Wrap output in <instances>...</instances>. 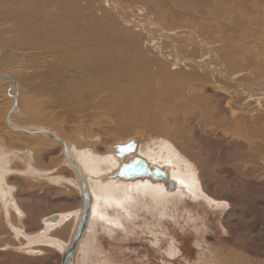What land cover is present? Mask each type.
<instances>
[{"label":"rangeland","instance_id":"rangeland-1","mask_svg":"<svg viewBox=\"0 0 264 264\" xmlns=\"http://www.w3.org/2000/svg\"><path fill=\"white\" fill-rule=\"evenodd\" d=\"M71 1L75 2L76 6H83L85 12H95L93 9L101 8L103 14L112 19L108 20L112 25L118 24L116 9L126 19L136 18L144 25V28H140L138 33L143 38L148 36L147 38L156 40L162 45L163 51H167L173 47V44L161 39V31L158 27L149 25L151 19L154 21L157 19L156 21L161 23L167 32L172 33L170 34L174 37L173 39H177L176 44H181V47L184 46L188 53L193 52V48H196L194 50L195 56L202 57L205 63L223 67L228 71V77L244 81L243 84L230 83L229 90H218L217 85L212 86L216 88L217 94L214 93V96L218 98L217 103L224 106L223 111L228 116L231 110L236 113V109L244 103L246 96H248L247 93H250L249 89L245 87L246 84L250 83L255 87V90L264 92V74L255 70L257 63L255 58L243 61L244 64L241 63L240 65L233 63L231 56L235 50V45L230 37L225 38L227 41L229 39L228 43L223 41L225 32H221L219 24L225 23L226 19L221 18L220 13L216 16L217 19L202 18L197 9H193L190 4L188 6L184 0H114L117 5L116 9L110 7L111 5H108L106 0ZM42 2V9L51 12V3ZM33 3L30 0H0V75L9 73L18 77L20 87L19 110L12 115L14 116L12 117L13 120L20 125L32 124L52 129L77 149L91 148V150H95L93 152L98 156L109 157L116 162L117 159L113 153H110L109 148L131 138H136L139 143L137 152L127 156L124 161L131 160L135 155L149 159L148 154L141 152V148L144 146L145 150L151 149L156 141L149 144V139L140 130H134L133 133L129 132L131 134L126 133L121 136L120 130L114 126L115 122L110 123L108 120L112 112L109 107L105 115L96 118L92 116L88 108L80 111V108L83 107H69L61 101H57V96H62L60 89L53 82L45 81L41 76L46 72L44 68L47 62L55 63L56 61L51 48L43 46L39 50L26 49L25 45L19 42L17 38L18 32L22 30L19 29L17 32L9 20L17 18L8 13L14 11V8L19 5L31 12L37 11L36 4L31 5ZM94 14L100 13L95 12ZM9 39L11 42L6 45L5 42H8ZM189 41L194 45L193 48L188 43ZM252 47H255V44ZM6 50H9L12 56L14 55L13 60H10L9 63H4ZM262 51L257 49V52L253 54L259 57L264 53ZM215 53L220 56L217 57ZM35 55L36 58H33ZM28 56L29 58H27ZM253 63L255 64L252 66ZM59 66L62 77L70 78L71 75L67 67L64 64ZM180 70L187 71L188 69L181 66L177 71ZM206 72L209 73L207 69ZM204 77L208 78V75H204ZM196 80L202 84L200 78H196ZM206 81L210 84L208 80ZM13 86L14 83L9 80L0 82V153L6 148H19L22 150L20 153L25 151L27 156L36 157L32 161H28L34 163L33 167L35 165L37 168L42 167L44 169L46 166L51 171H39L38 175L30 176L28 171L26 173L24 171L27 164L22 165L19 162L21 159H16L17 164L14 171L10 172L9 178L7 177L9 181H6L7 184L17 186L12 197L18 201L20 207H23L21 209L24 210V215L21 213V217L17 214L15 207L12 206L13 203L7 201L4 204L5 211L0 210V220L4 224V234L0 235V259L4 264H61L62 255L70 244L76 227V210L78 208L81 210L82 207V194L76 181L78 178L75 170L69 164V159L63 152V145L57 144L43 134L31 135L32 133H22L8 127L5 117L13 106L14 101L9 94ZM210 92L213 91L210 90ZM241 96L244 99H241ZM177 103L179 106H176V111L174 109V112H171V117H180L182 123L181 125L179 122L180 129H184L187 137H191V141H195V145L192 146L193 151L197 154L200 149L204 151L202 154L199 153L201 154L199 155L201 156L200 162L206 165L208 162L209 166L217 168V171L214 172L215 179L213 177L212 180L209 177V173L212 171L201 170V163L197 157H191L182 150L180 146L184 143L181 144L180 140H171L173 146L177 145L174 148H177L182 157L184 167L187 166L185 169L194 170L192 172L187 170V173H194L195 179L198 180H196L197 193L193 197L194 199L188 198L184 193L182 195L180 193L182 191L178 189L177 185L174 189L169 190L162 182L167 189V196L156 197L155 199L153 195L149 196V193L144 194L137 191L139 199L137 196L131 200L123 201L124 207L116 201H111L114 204L100 205V213H96L98 217L93 223L92 230L85 236L78 252L76 264H231L234 261L237 264H264V161L252 154L249 160L244 159V155L239 154L242 149L239 148L237 153H233L228 148L231 146L230 143L234 136H236L234 137L235 142L241 141L240 143H242L243 139L239 134L236 135L235 133L234 135V132L230 133L231 136L226 135L227 138L223 127H215L214 124L222 119L223 111H214L215 115H213L196 107L187 110L183 101ZM227 104L229 107L225 106ZM37 110L43 113L40 119L36 118ZM77 110L80 112L78 113ZM219 112L221 113L220 116ZM201 114L206 116L208 122L199 121ZM175 115L178 116L175 117ZM210 115H213L214 118L211 119ZM87 116L90 117L88 122L85 121L88 119ZM80 121L83 124H80ZM182 121H186V123L184 122L185 128L190 126L194 134H189L185 130ZM174 125H176L175 122L171 127L176 128ZM211 126L213 127L211 128ZM90 129L91 131H89ZM108 134L110 137L103 140L102 137ZM30 138L35 141V144ZM158 138L162 137L155 136L153 139ZM252 148L255 147L252 146ZM255 150L251 152L256 153ZM36 153L38 154L35 155ZM44 162L45 164H43ZM241 162L242 164L249 162L248 166L252 165L253 168L256 166V169L254 168L256 171L245 170L248 167H244L241 171L240 167L243 168ZM156 163L152 161L151 164ZM119 165L120 160L110 171L88 176L96 181H103V184L107 185L110 181L116 180L110 175L117 171ZM163 166L172 168L167 163H164ZM251 167L249 166V168ZM168 172L171 174V170ZM53 176H55L54 179ZM27 177L29 178L26 179ZM11 180L15 181L11 182ZM146 180L141 181V183ZM122 182L117 184L123 186L124 183L134 181ZM135 182L140 183V181ZM156 183L158 184V182ZM31 184L34 185L31 186ZM17 189L18 192L15 193ZM19 189L21 190L19 191ZM98 202L94 196L92 205L95 207L94 204ZM73 210L74 214L57 224L47 225L43 221V218L48 215L58 212L66 215ZM13 227H15L14 231ZM221 259L223 262H220Z\"/></svg>","mask_w":264,"mask_h":264},{"label":"bare ground","instance_id":"bare-ground-1","mask_svg":"<svg viewBox=\"0 0 264 264\" xmlns=\"http://www.w3.org/2000/svg\"><path fill=\"white\" fill-rule=\"evenodd\" d=\"M30 1L34 2L31 5L36 4V9H38L37 11L31 12L27 9H23V7L19 5L14 8V11L8 13L9 15L13 14L10 16H16L17 18L9 20L11 21L14 29L17 32L19 29L22 30L21 32H18L17 38L19 42L25 45L24 47L26 49L29 48L32 50H39L43 46L51 48V52L55 55L54 60L56 61L55 63H51L50 61L47 62L44 68V70L46 69V72L41 76H43L45 81L53 82V84L60 89L62 96H57V101L59 100L69 107H83L80 108V111L81 109L83 110L84 108H88L92 116H95L96 118L101 115H105L108 110L107 108L109 107L112 112H109L110 115L107 114L110 116L108 117V120L110 121V123L115 122L114 126H116L117 129L120 130V135L124 136L123 134L132 132L134 130H140V132H142L149 139V144L156 141L151 149L148 148L147 150H145V147L143 146L141 148L140 145L141 152L143 154H148L147 156L149 157V159L147 160L150 165H157L158 167L166 169L168 178L176 179L178 183L177 187L180 191H182L180 192L178 190V192L182 193V195L183 193L185 194V191H189L196 195L197 179H195L193 175L194 173H191L194 170L187 169L188 172L189 170L191 171V174L187 173V170L185 169V167L187 166L184 167V164L182 163V157L180 156L177 148H174L177 145L173 146L171 144V140H180L181 144L184 143L185 145L182 144L181 146L179 143L177 144L182 148L183 151L191 155V157H197L199 162L201 158V156L199 155L202 154L203 150L201 151L200 149L198 151L201 154H197L195 153V151H193L192 146L195 145V141H191V137H187L184 129H180V117H177L178 115H175V117L177 118H172L171 112L174 109L176 111V106H179L177 102L183 101L184 106L187 110H191V108L196 107L199 110H204L215 115L214 111H223L224 106H221L220 103H217L218 98L217 96H214V93H216V88H213L212 86L217 85L216 87H219L218 90H229V87L231 85L230 83L243 84L244 81L228 77V71L223 67H217L213 64L205 63L202 57L195 56L194 50L196 48H193L194 45L191 41H189L188 43L193 48V52L188 53L185 50L184 46L181 47V44H176L177 39L174 40V37H172L171 35L172 33L170 32V34L169 32H167L165 28L161 26L162 24L156 21L157 19H155V21L151 19L149 21V25L154 27L156 26V28L158 27V29L161 31V39H165L169 41V43L171 42L173 44V47L169 48L167 51H163L164 49L159 42L147 38V35L146 38H143L140 33H138L140 28H144V25H142L141 22L136 18H124L121 15L120 11L116 9L117 5L114 0H106V2L108 5H111L110 7H114L117 11L118 24L116 25L110 24L108 20L112 19H110L108 15H104L100 10L101 8L93 9V11L100 13L94 14L95 12L91 11V13L89 11L85 12L83 6H76L75 2L71 0ZM42 1H48L51 3V12H46V10L42 9ZM184 1H186V4L188 6L190 4L193 9L196 8L197 11L201 14L200 17L202 18H208L210 20L212 18L217 19L216 16L220 13L221 18L223 17L224 19H226L225 23L221 22L219 24L221 32H225L223 41L228 43L229 39L227 41L225 38L230 37L233 44L235 45V50H233V55L231 56L233 63L240 65L241 63H243V61L245 62L250 60L251 58H255L257 62L255 70L264 74V53L262 55L259 54V57L258 55L253 54L257 52V49L264 51V49H261L264 48V0ZM9 40L8 42H5L6 45L10 44L11 40ZM155 43L158 44L154 45ZM253 44H255V47H252ZM215 54L217 55V57L220 56L217 53ZM13 56L9 50H6V52H4V63H9L10 60L12 61ZM29 56L31 57V54ZM29 56L27 58H29ZM33 58H36V55ZM61 64H64V66L67 67L71 75L70 78H67V76L62 77L59 66ZM254 64L255 63H253L252 66ZM181 66L186 67V69L188 70L177 71V69ZM206 69L209 73L206 72ZM204 75H208V78H204L208 80L210 84L207 83V81L203 78ZM15 78L17 80V84H14V86L9 91V94L11 95L13 101L15 95H18L20 99L19 79L16 76ZM196 78H200L202 84L200 83V81L196 80ZM4 80H9L12 83H15V80L12 76L6 77ZM245 87L249 89L250 93L246 92L248 96H246L244 103L240 105V109H236V113L231 110L229 116L226 114V112L223 111L222 119L219 118L220 120L214 125L216 128L223 127L225 136H231V132H234V135L235 133L236 135H241L243 140H240L243 141V144L240 143L241 141L239 143L238 141H236L237 143L234 141V137L236 136L232 138L233 141L231 140L233 143L231 141V143L229 142L231 146L228 145L230 146L228 148L231 149L233 153H235L240 148L242 150H239L240 152H238L239 154L242 153L244 155V159L247 158L249 160L250 155L252 154L264 161V92L262 90H255V87L250 83L246 84ZM210 90L213 92H210ZM242 96L241 99L245 97ZM225 106H228V104ZM80 111H78V113ZM89 111L87 110V112ZM168 112H170V114H168ZM36 114V118L40 119L41 114L43 113L42 111L37 110ZM202 114L200 115L199 121L202 123H205L206 121L208 122L206 116ZM220 114L221 113L219 112V116ZM213 115H210L211 119L214 118ZM12 117L11 120L13 121V123L18 125ZM87 117L88 119H85L86 122H88V120L90 121V117ZM172 121L176 123V125H174L176 128H174L173 126L171 127V125L174 123H172ZM184 122L186 123V121ZM80 124H83V122L81 123L80 121ZM86 124L88 125L89 123ZM185 125L186 124L183 125L184 128ZM30 126L39 125L31 124ZM213 126H211V128ZM190 128L191 127L188 126L187 128H185V130L189 134H194L193 129L191 130ZM89 131H91V129ZM20 132L24 133V131ZM33 134L39 135L40 133H32L31 135ZM155 136H160L163 139H153ZM205 136L208 137V135ZM225 136L223 137L224 139L227 137ZM109 137L110 135L108 134L107 136H103L102 138L103 140H107ZM31 139L32 138H30V140ZM164 139L168 141H165ZM68 144L71 148L70 154H72L79 165L82 166L86 174L88 185L90 186V191L92 192L93 198L95 196L96 200L99 201L97 204H94L95 207L93 206L94 218L91 222L89 230H92L93 223L95 222L96 217H98L96 216V213L100 211V205L106 206L105 203L112 204L113 202L111 201H116L123 206V201L125 200H131L132 198L137 196L139 199V194L137 193V191H140L144 194L149 193V196L153 195L155 199L156 197L159 198L167 196L168 192L165 185L162 182H158V184L156 182H152L150 178H146L148 180L142 183L141 181L143 180H141L138 184L136 182L124 183L123 186L117 184L123 183L118 179L115 181H110L107 185L103 184V181H96L95 179H91L90 176L92 174L97 175L106 171H110L116 165V163H118V159L115 157L117 159L116 162V160L113 161L109 159V157L104 158L98 156V154L93 152L95 150H91V148L77 149L70 142H68ZM252 146L255 147L254 149H256V153L251 152L254 150ZM138 147L139 143L137 144L136 150H138ZM6 149L0 153V210H2L3 212L5 211L4 204L7 201L13 203L12 206L15 207L17 214L21 215L22 213V215H24V210L21 209L22 206L20 207L18 201H16V199H13L12 197L14 189L17 188V186H14L13 184H7L6 181L9 178L10 172L14 171V167L17 164L16 159H21V161L19 162H21L22 165L27 164L24 171L25 173L26 171H28V174H31L30 176H34L36 174L38 175L39 171L51 170L47 169L46 166L44 169H42V167L37 168L35 167V165L33 167L32 165L34 163L28 161H32L34 160V158L36 159V157H29V155L27 156V154L24 153L25 151L20 153V151L22 150H20L19 148ZM26 151L28 152V150ZM31 151L33 153V150ZM37 154L38 153H36L35 155ZM152 161L155 163L157 162L158 164H151ZM164 163L171 165L172 168H170V166H163ZM248 163L249 162H247L246 164H242L241 162L243 168L240 167V170L242 171L244 167H248L245 170L256 171L254 170L256 166L253 168L251 167L252 165H249L251 167L249 168ZM43 164H45V162ZM200 165L199 166L202 171H212V173H209V177L212 178V180L213 177L215 179L214 172L217 171V168L209 166L208 162L207 165L203 162ZM16 168L19 169L18 167ZM169 170H171V174H169ZM232 171L235 170L232 169ZM54 177L55 176H53V179ZM28 178L29 177H27L26 179ZM15 180H11V182ZM76 181L78 182V179ZM174 184L176 185V182ZM32 185L34 184H31V186ZM6 186L8 187L6 188ZM21 189H19V191ZM135 191L136 194H134ZM16 192H18V189L15 191V193ZM100 200H102V202L104 201V204L100 202ZM5 206L7 207V205ZM80 211L81 210L79 208L78 210H76V224L79 219ZM72 214H74V210L72 212L70 211L69 213H66V215L58 212V219L56 221H51L50 215H48L50 217H44L43 221L45 224L47 223V225H54L69 218V216ZM4 215L6 214L4 213ZM14 228L15 227H13V231L15 230ZM18 230L19 229L17 227V231ZM3 234L4 224L0 220V235ZM28 240L30 239L28 238ZM220 262H223V259H221ZM0 264H4L2 259H0ZM231 264L237 263L236 261H234Z\"/></svg>","mask_w":264,"mask_h":264},{"label":"water","instance_id":"water-1","mask_svg":"<svg viewBox=\"0 0 264 264\" xmlns=\"http://www.w3.org/2000/svg\"><path fill=\"white\" fill-rule=\"evenodd\" d=\"M12 76L15 80V85L17 84V80L15 76L11 74H3L0 75V82L4 80L6 77ZM19 106V96H14L13 106L10 111L6 115V124L16 131H24L29 133H40L52 138L53 141L57 143H61L64 146V154L70 160V165L75 170V173L78 178V184L80 186L81 194H82V207L79 215V219L77 221L76 227L73 231L72 239L70 244L65 249L61 264H76V260L78 257V252L82 243L84 242L86 234L90 231V225L93 221V195L90 191V186L88 185V179L86 174L79 165L77 160L70 154V146L67 141H65L56 131L40 126H30V125H16L11 120L12 115L17 111ZM138 140L136 138H132L126 143L116 144L109 148L110 153H114V156L120 160V166L117 171H115L110 177L114 179H118L119 181L129 182V181H141L146 180V178H150L152 182H163L168 186L167 189L172 190L176 185H178L176 179L168 178L167 170L157 165H150L147 159L140 155H135L132 160L124 161V159L129 156V154H133L137 152ZM176 182V185L174 184ZM193 193L189 191H185V195L188 198H192L195 196ZM51 221H56L58 219L57 213L50 215ZM48 216V217H50ZM96 217V216H95Z\"/></svg>","mask_w":264,"mask_h":264},{"label":"flooded vegetation","instance_id":"flooded-vegetation-1","mask_svg":"<svg viewBox=\"0 0 264 264\" xmlns=\"http://www.w3.org/2000/svg\"><path fill=\"white\" fill-rule=\"evenodd\" d=\"M130 159V158H129ZM119 168V167H118ZM118 170V169H117ZM166 185V184H165ZM166 187L168 188V186L166 185Z\"/></svg>","mask_w":264,"mask_h":264}]
</instances>
